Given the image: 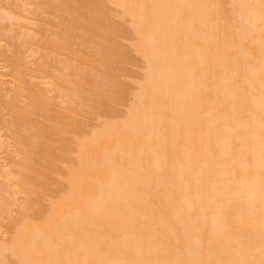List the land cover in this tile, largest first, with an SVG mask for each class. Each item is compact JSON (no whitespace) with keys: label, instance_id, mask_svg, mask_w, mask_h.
I'll return each mask as SVG.
<instances>
[{"label":"bare ground","instance_id":"bare-ground-1","mask_svg":"<svg viewBox=\"0 0 264 264\" xmlns=\"http://www.w3.org/2000/svg\"><path fill=\"white\" fill-rule=\"evenodd\" d=\"M0 264H264V0H0Z\"/></svg>","mask_w":264,"mask_h":264}]
</instances>
